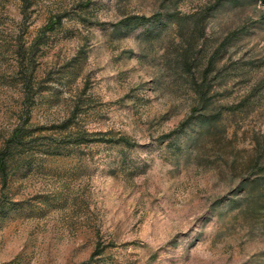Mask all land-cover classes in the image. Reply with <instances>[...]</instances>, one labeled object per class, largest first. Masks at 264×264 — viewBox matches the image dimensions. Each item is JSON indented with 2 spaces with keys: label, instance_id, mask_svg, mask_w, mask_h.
Here are the masks:
<instances>
[{
  "label": "rangeland",
  "instance_id": "rangeland-1",
  "mask_svg": "<svg viewBox=\"0 0 264 264\" xmlns=\"http://www.w3.org/2000/svg\"><path fill=\"white\" fill-rule=\"evenodd\" d=\"M8 143L0 264H264V0H0Z\"/></svg>",
  "mask_w": 264,
  "mask_h": 264
},
{
  "label": "trees",
  "instance_id": "trees-1",
  "mask_svg": "<svg viewBox=\"0 0 264 264\" xmlns=\"http://www.w3.org/2000/svg\"><path fill=\"white\" fill-rule=\"evenodd\" d=\"M218 0H216L217 2ZM177 17L175 14H170V13H165L163 15L158 16V14L151 15V16H129V17H124L119 19L117 22L111 24V31L115 32L118 31L121 34H126L127 32L137 28V27H145L142 35L143 36H149L151 35L155 30L154 27L160 26L161 28L166 25L168 22H176ZM200 20V19H199ZM50 23H53L50 22ZM50 25L47 26L49 28ZM200 101L204 100V94L200 93L199 94ZM207 108V104L204 103L201 106V109L204 110ZM188 117L185 121H183L178 128L175 130L171 131L168 133L166 136H169L170 134H174L173 137H176L179 134H182L184 129L189 126L190 123L196 122L199 124V126H206V129L208 128V125H211L214 123L216 120V114H204V113H197L196 116ZM19 132V133H18ZM20 130H15V132L12 134L11 139H20ZM122 142L125 144L127 139L125 137H120L119 138ZM10 148V144L8 143L5 148L0 149V173L2 177H5V170L7 167V157H8V150ZM258 178L257 179H244L239 181V184L237 185V191L243 193V198L245 199L246 202H248L249 199H253V201H256L258 206H263L264 207V194L256 196L254 198L253 196L250 195L251 189H253L254 186H257L259 188L264 189V163L260 168L256 169Z\"/></svg>",
  "mask_w": 264,
  "mask_h": 264
}]
</instances>
